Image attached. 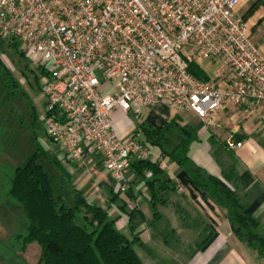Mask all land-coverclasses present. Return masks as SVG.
Returning <instances> with one entry per match:
<instances>
[{"label":"built area","instance_id":"2783aa9c","mask_svg":"<svg viewBox=\"0 0 264 264\" xmlns=\"http://www.w3.org/2000/svg\"><path fill=\"white\" fill-rule=\"evenodd\" d=\"M241 1L0 0V39L42 72L48 139L74 163L84 147L101 156L123 195L131 162L148 160L151 147L140 134L117 135L118 111L165 102L213 129L228 107L264 104V58L237 14ZM191 64L210 66L209 81Z\"/></svg>","mask_w":264,"mask_h":264},{"label":"crops","instance_id":"0c3cea01","mask_svg":"<svg viewBox=\"0 0 264 264\" xmlns=\"http://www.w3.org/2000/svg\"><path fill=\"white\" fill-rule=\"evenodd\" d=\"M237 14L247 23L249 38L264 58V0H242ZM200 68L207 76L212 70L205 65ZM186 115H192L197 126L185 123ZM176 117L198 133L200 142L192 145L189 154L193 162L219 179L234 169L242 204L264 228V104L228 107L218 113L213 129H206L194 114L178 113L165 102L127 113L118 111L113 125L117 135L126 140L140 125L159 130ZM233 143L238 145L236 150H230ZM156 149L152 147L148 160L160 162L172 183L155 205L146 185L149 174L141 178L130 173L129 194L116 199V186L101 156L84 147L83 164H78L58 146L54 145L49 153L58 164L60 180L82 192L90 204L111 207L109 216L117 220L118 230L129 240L137 239L134 250L143 264H264L255 251L234 238L226 213L176 164L161 160L160 149ZM168 210L172 222L163 226ZM192 224H197L204 236L198 244L191 242ZM182 241L188 246L183 247Z\"/></svg>","mask_w":264,"mask_h":264},{"label":"trees","instance_id":"16d2710c","mask_svg":"<svg viewBox=\"0 0 264 264\" xmlns=\"http://www.w3.org/2000/svg\"><path fill=\"white\" fill-rule=\"evenodd\" d=\"M19 52L25 57L20 48ZM189 72L198 81H209L197 64H191ZM37 73L41 90L42 72ZM1 79L14 96L28 99L0 58ZM42 125L44 127V123ZM8 129V124L0 127V157L3 154L1 141ZM139 133L153 147L160 149L161 160L176 164L197 189L206 193L226 213L234 238L264 259V228L242 204L234 169L219 179L190 158L192 145L200 142L196 129L183 125L176 117L159 130L140 125L134 135ZM170 138L177 143L172 150H167L164 143ZM48 141L52 144L50 139ZM30 149L31 152L18 161L19 164L25 157L21 166H5L0 158V195L3 197L0 205L12 222L7 249H12L13 245L16 250L24 251L29 245L37 244L41 250L39 264H143L134 250L137 239L129 240L118 230L117 220L109 216L111 207L90 204L82 192L68 181L60 180L58 164L36 137L28 151ZM131 173L141 178L149 174L146 185L152 194L153 205L160 201L161 193L167 192L172 183L160 162L133 160ZM121 195L116 194L115 198Z\"/></svg>","mask_w":264,"mask_h":264},{"label":"rangeland","instance_id":"374dc122","mask_svg":"<svg viewBox=\"0 0 264 264\" xmlns=\"http://www.w3.org/2000/svg\"><path fill=\"white\" fill-rule=\"evenodd\" d=\"M0 58L10 72L14 82L28 98L25 99L21 95L14 96L3 79L0 80V127L5 124L9 126L1 141L3 154L0 158L5 166L14 167L18 164L21 157L31 152V149L29 151L28 149L31 148L35 137L48 150H52L54 144L51 145L48 141L47 133L42 125L46 116L47 99L39 89L37 82L38 73L33 68L34 66L26 57L21 56L16 42L10 43L0 39ZM97 74L102 82L101 75ZM184 122L194 127L198 123L192 115H186ZM166 142L164 145L167 150H172L177 143L174 138H170ZM148 145L152 149L153 146L150 142H148ZM155 152H159V149H156ZM24 162L25 157L17 166L23 165ZM1 196L0 201L3 200ZM1 207L2 205H0V264H39L41 250L37 244L29 245L24 251L16 250L13 245H11L12 249H7L10 246L9 237L11 235L12 222ZM167 213L163 226L172 222L171 210H168ZM191 233L192 244H198L203 240V233L197 224H192ZM170 242L174 243L175 241L170 240ZM182 243L183 247L188 246L184 241ZM169 252L173 253L174 251Z\"/></svg>","mask_w":264,"mask_h":264}]
</instances>
